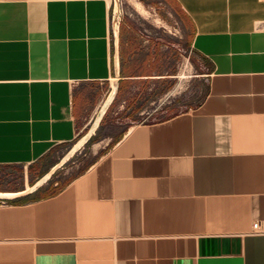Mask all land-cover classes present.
Here are the masks:
<instances>
[{
  "label": "crops",
  "instance_id": "obj_1",
  "mask_svg": "<svg viewBox=\"0 0 264 264\" xmlns=\"http://www.w3.org/2000/svg\"><path fill=\"white\" fill-rule=\"evenodd\" d=\"M163 2L209 67L204 98L126 124L46 191L56 145L116 104L167 109L168 75L131 61L112 0H0V169L24 182L0 188V264H264V0Z\"/></svg>",
  "mask_w": 264,
  "mask_h": 264
},
{
  "label": "rangeland",
  "instance_id": "obj_2",
  "mask_svg": "<svg viewBox=\"0 0 264 264\" xmlns=\"http://www.w3.org/2000/svg\"><path fill=\"white\" fill-rule=\"evenodd\" d=\"M136 2L141 4V9H137L139 11L135 8ZM112 4L113 21L120 25L122 36L129 39L125 49L127 54L133 56L131 61L135 60L138 65L146 56V63H150L157 72L168 75L166 81L153 86V90L157 86L158 92L168 84V93L164 96V101H169L168 108L165 109L163 104L164 109L159 106L155 112L149 113V110L140 114L134 104L132 107L124 105L120 109L116 104L111 120L100 126L94 125L95 115L88 116L73 141L56 145L40 162L39 170L48 172L55 167L44 181L45 184L49 181L54 183L46 191H52L83 171L109 136L115 137L126 124L159 120L188 110L195 107L206 94L209 67L205 59L191 49L188 26L178 19L163 0H112ZM136 85L144 86V83ZM144 92L143 90L141 102L145 98ZM90 131V137L66 160L60 162L74 143ZM0 176L2 189L22 188L24 184L23 167H3L0 169Z\"/></svg>",
  "mask_w": 264,
  "mask_h": 264
},
{
  "label": "bare ground",
  "instance_id": "obj_3",
  "mask_svg": "<svg viewBox=\"0 0 264 264\" xmlns=\"http://www.w3.org/2000/svg\"><path fill=\"white\" fill-rule=\"evenodd\" d=\"M137 4H136V6H135V8H136V10L137 9H141V7H140V3H138V2H136ZM139 9V10H140ZM139 10H137V11H139ZM181 77V76H180ZM114 90H115V83H113L112 84V90H111V92L113 93L114 92ZM110 100V98H108V100H106L105 102H103L102 103V105L98 108V112H97V118H99L100 116H101V114L103 113V111H104V108L106 107V105L108 104V101ZM91 134V131L90 132H88L87 134H85V135H83L77 142H75L74 143V145H73V148L70 150V152L69 153H67V155H65L61 160H60V162H62V161H64V160H66L72 153H74V151L75 150H77V148L79 147V145H81L82 143H84L85 141H86V139L89 137V135ZM55 169V167L54 168H52L49 172H47L44 176H42L40 179H39V181H38V185H39V183H41L42 181H44L45 179H47L49 176H50V174L52 173V171ZM30 189H32V187L30 188ZM4 195H7V196H13V195H15V194H13V193H0V196H4Z\"/></svg>",
  "mask_w": 264,
  "mask_h": 264
},
{
  "label": "built area",
  "instance_id": "obj_4",
  "mask_svg": "<svg viewBox=\"0 0 264 264\" xmlns=\"http://www.w3.org/2000/svg\"><path fill=\"white\" fill-rule=\"evenodd\" d=\"M252 228L255 232H264V224H262L260 221H255L252 224Z\"/></svg>",
  "mask_w": 264,
  "mask_h": 264
}]
</instances>
